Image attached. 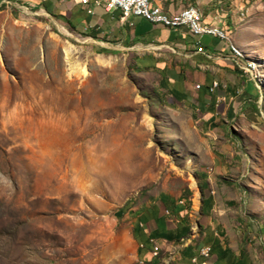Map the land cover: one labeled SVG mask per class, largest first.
I'll use <instances>...</instances> for the list:
<instances>
[{
  "label": "rangeland",
  "instance_id": "1",
  "mask_svg": "<svg viewBox=\"0 0 264 264\" xmlns=\"http://www.w3.org/2000/svg\"><path fill=\"white\" fill-rule=\"evenodd\" d=\"M224 31L256 91L206 127L139 62L175 53L112 50L0 8V264H137L132 212L218 168L224 214L244 219L264 264V0H239Z\"/></svg>",
  "mask_w": 264,
  "mask_h": 264
},
{
  "label": "crops",
  "instance_id": "2",
  "mask_svg": "<svg viewBox=\"0 0 264 264\" xmlns=\"http://www.w3.org/2000/svg\"><path fill=\"white\" fill-rule=\"evenodd\" d=\"M2 6L47 15L68 32L112 50L162 49L175 53L178 63L154 53L141 56L139 62L158 70L168 96L198 112L206 127L217 125L219 115H231L236 103H230L240 93L256 91L238 68L230 42L216 35L193 36L185 26L168 28L137 16L123 19L120 9L95 6L93 0L88 5L79 0H0ZM160 6L170 15L197 7L203 26L224 30V15L234 13L239 0H174ZM199 46L202 51H198ZM201 171L198 174L205 178L188 199L163 192L142 210L132 212L137 264H190L203 246L211 248L209 264H262L244 219L224 214V179L218 178L224 171ZM155 246L159 248L157 254Z\"/></svg>",
  "mask_w": 264,
  "mask_h": 264
},
{
  "label": "built area",
  "instance_id": "3",
  "mask_svg": "<svg viewBox=\"0 0 264 264\" xmlns=\"http://www.w3.org/2000/svg\"><path fill=\"white\" fill-rule=\"evenodd\" d=\"M79 2L83 5H88L90 3V0H79ZM164 2L167 3L170 2V0H164ZM146 3L154 4V12H151V17H144V10H146ZM93 4L95 6H104L106 9H120L123 19L129 16H137V17H142L153 24H161L165 26V23L161 20L160 17L157 16L156 3H154L153 0H93ZM172 16H187V23L183 26L188 28V30L193 36H202V35L212 36V33H218L219 31H221L219 27L215 31H210V33L199 32L198 21H204V19H203V15L199 14L198 9L197 11H185L184 8L176 13H172ZM198 51H202V48L200 46L198 47ZM233 56L235 59L234 54ZM237 66L243 72L244 75L246 76L247 74L249 75L250 70L247 67H242L238 62H237ZM196 87H198V85ZM210 253H211V248L209 246H203L202 248L199 249V253L197 256H195V259L209 260Z\"/></svg>",
  "mask_w": 264,
  "mask_h": 264
},
{
  "label": "bare ground",
  "instance_id": "4",
  "mask_svg": "<svg viewBox=\"0 0 264 264\" xmlns=\"http://www.w3.org/2000/svg\"><path fill=\"white\" fill-rule=\"evenodd\" d=\"M170 1H174V0H170ZM153 2L156 3L157 16L161 18V20L165 23L166 27L178 28V27H181L187 23V16H172V15L168 14L167 12H165L162 9V7L160 6L161 2H164V0H153ZM197 9H198L197 7L191 6V7L185 8V11H197ZM151 12H154V4L153 3H146V10H144V17H151ZM198 12L200 15H202V13L199 9H198ZM241 15H244V14L242 13ZM198 29H199V32H201V33H210V31L217 30L218 27L203 26L201 21H198ZM212 35H216L219 38L224 39V40H229L228 33L225 32L223 29H221V31H219L218 33H212ZM230 49L233 52V54L235 55V57L239 58V60L238 59L237 60L240 61V63L239 62L238 63L242 67H247L250 70V74H251V70L254 68H252L249 65L245 66L242 63V61L240 60L242 57V54L240 53V51L232 43H230ZM70 52H71L70 49H68L66 54H67V59H68V71L70 72V74H72L73 72H75L76 67L70 61V56H71ZM80 71L82 73L86 72L85 69H83V68H81ZM214 86H217V84H214ZM158 251H159V248L157 246H155L154 247V254H157ZM209 257H210V255H209ZM190 264H209V263H208V260L195 259V256H194L191 258Z\"/></svg>",
  "mask_w": 264,
  "mask_h": 264
},
{
  "label": "trees",
  "instance_id": "5",
  "mask_svg": "<svg viewBox=\"0 0 264 264\" xmlns=\"http://www.w3.org/2000/svg\"><path fill=\"white\" fill-rule=\"evenodd\" d=\"M1 8V7H0ZM190 194L191 193H188V194H186V195H184L183 197L185 198V199H188V197L190 196ZM129 206H130V201H127L125 204H124V206L122 207V211H124V210H127L128 208H129Z\"/></svg>",
  "mask_w": 264,
  "mask_h": 264
}]
</instances>
